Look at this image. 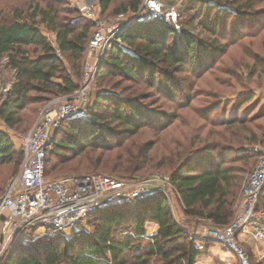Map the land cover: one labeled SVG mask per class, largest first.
<instances>
[{
	"label": "trees",
	"instance_id": "16d2710c",
	"mask_svg": "<svg viewBox=\"0 0 264 264\" xmlns=\"http://www.w3.org/2000/svg\"><path fill=\"white\" fill-rule=\"evenodd\" d=\"M97 2L100 16L117 17L136 14L141 0ZM160 3L164 10L174 9L178 17L184 11H192L190 21L198 18L196 28L207 32L210 38L198 41L188 30L176 32L158 20L135 22L126 27L104 54L95 77L98 84L116 77L110 85L112 91L97 92L84 116L64 121L54 132L46 159V176L51 158H55L53 170L61 166L65 171H56L53 178L101 173L119 180H133L100 170L80 171L71 163L97 151L102 156L127 150L134 145H129V141L142 129L149 128L155 134L166 131L176 117L151 109V103L143 104L151 95L142 94L138 87L143 85L160 97L178 101L181 89L185 90L181 86L184 80L174 75L188 72L193 77L200 76L227 47L215 33L227 29L220 14L227 13L236 21L247 22L264 14V11L248 12L249 4H240L239 0H233L229 7L206 0H160ZM63 5L64 0L42 4L32 0L24 12L14 8L6 15L0 14V60L4 59L6 68L13 72V80L0 101V120L8 129L17 131L27 124L23 113L28 107L36 106L31 111L35 114L51 100L73 93L80 84L93 24L82 17H71L76 11L65 10L63 14L60 9ZM211 8L216 10V18L210 20L207 11ZM40 25L54 35V45L40 31ZM231 31L235 32V28ZM261 66L264 70L263 62ZM191 102V94H185L179 102L180 108L189 107ZM215 108L216 104L209 106L205 116ZM246 124L245 120H229L222 123L220 141L204 142L194 137L170 150L165 157L150 156L155 151L153 141L138 147L134 155L137 162L147 161L151 165L154 160L153 167L157 170H170V194L184 223L204 220L223 228L231 222L241 177L232 165L226 164V157L234 153V161L241 158L244 151L234 150L236 140L232 141L231 137L233 129L246 128ZM21 156L22 151L16 152L9 138L0 132V164L15 163L19 168ZM172 158L183 159L174 162ZM100 161L96 162L99 168ZM257 211L264 214V189L257 201ZM90 219L91 231L76 232L69 240L55 233L15 251L12 248L3 264H58L61 259L67 264H194L200 253L189 241L185 229L175 222L167 200L159 193L106 208ZM148 223L157 227L152 235L147 234ZM70 246H75L73 253ZM230 264L237 263L234 260Z\"/></svg>",
	"mask_w": 264,
	"mask_h": 264
},
{
	"label": "rangeland",
	"instance_id": "374dc122",
	"mask_svg": "<svg viewBox=\"0 0 264 264\" xmlns=\"http://www.w3.org/2000/svg\"><path fill=\"white\" fill-rule=\"evenodd\" d=\"M35 1H39V3L41 2L42 4L43 1L49 0ZM143 1L144 0H141L140 8ZM206 1L213 4H223V6L226 5L228 7L233 2V0ZM31 2L32 0H0V14L6 15L14 8L24 12L28 4ZM64 2L65 5L60 7L63 14H65V10H73L77 13L70 15L71 17H82L88 20L85 16L83 8H89L96 11L98 18L105 23L114 24L117 22L118 16L111 17L108 14L104 16L99 15L97 0H64ZM239 2L240 4H249V11L245 10L244 12L248 11L258 13L264 11V0H239ZM205 10L206 8L204 7L202 18L204 16L203 14L206 12ZM215 11L216 10L213 8L207 11L208 16H210V20L216 18ZM191 14H193L192 11H184L180 17H178L177 14L175 25H177L180 30L185 29L191 32L195 35L198 41H204L207 38L209 39L210 37L207 32H202L199 28H196L197 21L199 20L198 18L190 21L189 16ZM130 16L132 15H125L119 19H126ZM220 19L221 21H224L227 29L225 32H221L220 29H218L215 33L219 37L220 43L227 44V47L224 49L223 54L215 57L211 68L203 71L200 76L193 77L192 74L188 72L181 73V75H174L176 78L184 80V83H182L181 86L184 87L185 90L183 91V89H181L178 94V101L171 102L165 97H160L156 93L152 92V90L144 89L143 85L138 87L140 89L139 92L142 94L147 93L151 95L143 104L146 105L151 103L153 104L150 106L151 109L157 108L163 114H171L175 116L176 119L173 122V125H171L163 133L159 134H155L154 132L148 130L149 128L142 129L137 136L131 139L133 141H129V145L131 143H134V145H130L127 150L126 148H123L122 150L106 153L102 156L100 155L101 151H97L89 154L88 157H85L84 155L83 157L81 156L82 158L77 159L75 162L71 163V165L75 167L77 166L79 170L81 169L80 171L100 170L116 174L119 177L132 178L133 180H142L153 174H160L169 179L170 170H157L153 167L154 160H152L151 165L147 161H143L140 164L135 160L134 155L136 154L139 146L149 140L153 141L155 144V151H153L150 156L152 157L154 154H159L157 156L164 155L165 157L169 154L170 150L174 151L177 146L185 145L194 137H199L203 139L204 142L220 141V136L218 134L221 133L224 128L222 123H227L229 120H245L248 128L233 129L232 132H234V134L231 137L232 141L236 140V142H234V150L236 152L242 150L244 153L237 161H234V153L229 154L226 157V164L232 165L236 170L237 176L241 177L240 187L237 193L238 199L242 184L246 181L250 172L254 169L257 163L259 154L258 150L264 146V70L261 66L262 62L264 63V14L254 17L253 22H247V20L244 19H237L236 21L227 13H221ZM90 22L93 24L90 32L93 33L95 30V24L93 21ZM162 23L167 25L165 20ZM175 25L172 24V27ZM39 28L48 41L54 45V35L41 25ZM234 28L235 32H232L231 30ZM85 59L86 54L84 61ZM5 63L6 61L4 59L0 60V101L7 91L10 82L13 80V72L6 68ZM65 66L68 68L66 63ZM82 80L83 79L81 78L79 82L81 83ZM114 80H117L116 77L107 78L102 82L99 81V84L97 80H94L89 92L91 99H93L95 94L99 91L111 92L112 90L110 89V85L114 82ZM127 84L128 83H123L124 86ZM187 86H189V88ZM185 94H191L192 102L189 107L180 108L181 105L179 102L184 99ZM212 104H216V108L210 115L205 116V110ZM35 108L37 107L34 105L30 106L27 108L25 113H23V121H26L27 124L24 123L20 130L14 131L6 128L5 126H3V129L0 130V132L4 133L9 138L13 149L18 153L21 150L19 136H24L29 132L42 110L40 107L35 114H32L31 111ZM229 133L230 132H228V134ZM240 138H242V141H238ZM119 155H121L122 158H118ZM184 157L185 156H183V158ZM97 159L101 160L100 168L96 166ZM173 159L174 158H172V160ZM182 159L178 161L174 159V162H181ZM54 160L55 158H51V162L48 166L49 175L46 176L47 179H52L56 176V171H61L64 168L60 166L58 167L59 170L57 169L54 171V168L52 167ZM138 168L142 169L136 171ZM64 171L65 170H62L61 172L64 173ZM17 172L18 167L15 163L0 164V196ZM63 173L58 172V175L62 176ZM58 175L57 177H59ZM170 198L174 214L179 217H176L178 224L184 228L186 232L198 234L202 230V227L208 222L204 220H197L194 222L184 223L182 215L179 213L177 204L174 203V198L171 194ZM259 212L264 216L261 211ZM90 218L91 217L87 218L81 224L77 233L81 231H91L92 219ZM55 233H60L64 239L69 240L76 232L64 230L53 233L50 232L44 236H49ZM44 236L32 233L26 242L16 243L12 248L15 251L19 249L20 246L34 242ZM243 248L246 251L249 264H264V260H259L254 257V255L247 250L245 246H243ZM69 250L73 253L75 251V246H70ZM58 264L67 263L61 259V262Z\"/></svg>",
	"mask_w": 264,
	"mask_h": 264
},
{
	"label": "built area",
	"instance_id": "2783aa9c",
	"mask_svg": "<svg viewBox=\"0 0 264 264\" xmlns=\"http://www.w3.org/2000/svg\"><path fill=\"white\" fill-rule=\"evenodd\" d=\"M95 30L91 34L82 69V82L71 94L46 104L29 132L19 136L21 161L18 172L0 196V264L14 244L26 242L32 233L44 236L50 232L79 231L81 224L106 208L159 193L167 200L176 220L170 198L169 179L153 174L142 180H119L101 173L46 178V159L54 132L68 119L82 117L89 109L91 85L104 54L116 37L129 25L146 20H165L169 27L176 22L174 9L164 10L160 0H144L138 12L129 18L107 24L96 11L83 8ZM141 13V14H140ZM174 30L179 32L175 25ZM258 160L240 188L231 222L218 228L207 223L198 234L186 232L189 241L201 252L204 244L215 243L225 249L237 264H249L241 235L264 240V216L257 211V201L264 188V146Z\"/></svg>",
	"mask_w": 264,
	"mask_h": 264
},
{
	"label": "crops",
	"instance_id": "0c3cea01",
	"mask_svg": "<svg viewBox=\"0 0 264 264\" xmlns=\"http://www.w3.org/2000/svg\"><path fill=\"white\" fill-rule=\"evenodd\" d=\"M3 126L5 125L0 120V130L3 129ZM156 229L157 227L153 223H148L146 226L148 235L154 234ZM239 240L240 243L254 255V257L259 260H264V240L255 241L249 234L241 235ZM234 260V257L218 244L206 243L204 244L202 251L196 256L194 264H230Z\"/></svg>",
	"mask_w": 264,
	"mask_h": 264
},
{
	"label": "water",
	"instance_id": "95a60500",
	"mask_svg": "<svg viewBox=\"0 0 264 264\" xmlns=\"http://www.w3.org/2000/svg\"><path fill=\"white\" fill-rule=\"evenodd\" d=\"M264 189V188H263Z\"/></svg>",
	"mask_w": 264,
	"mask_h": 264
}]
</instances>
